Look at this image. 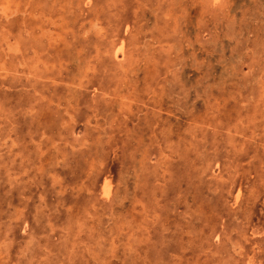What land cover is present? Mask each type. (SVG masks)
<instances>
[{
  "label": "rangeland",
  "instance_id": "374dc122",
  "mask_svg": "<svg viewBox=\"0 0 264 264\" xmlns=\"http://www.w3.org/2000/svg\"><path fill=\"white\" fill-rule=\"evenodd\" d=\"M0 264H264V0H0Z\"/></svg>",
  "mask_w": 264,
  "mask_h": 264
},
{
  "label": "bare ground",
  "instance_id": "6f19581e",
  "mask_svg": "<svg viewBox=\"0 0 264 264\" xmlns=\"http://www.w3.org/2000/svg\"><path fill=\"white\" fill-rule=\"evenodd\" d=\"M106 187H108V186H106ZM239 193V192H238ZM259 236V235H258Z\"/></svg>",
  "mask_w": 264,
  "mask_h": 264
}]
</instances>
